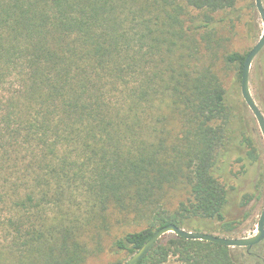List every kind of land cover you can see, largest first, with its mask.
Wrapping results in <instances>:
<instances>
[{"label": "trees", "instance_id": "obj_1", "mask_svg": "<svg viewBox=\"0 0 264 264\" xmlns=\"http://www.w3.org/2000/svg\"><path fill=\"white\" fill-rule=\"evenodd\" d=\"M235 5L0 0V264H86L103 250L111 208L146 226L109 245L129 258L170 224L237 232L219 168L234 108L209 64L191 70L175 52L204 32L215 56L214 16ZM249 52L224 57L240 83ZM178 187L187 196L172 209ZM237 254L264 264V241L228 248L167 234L138 264H239Z\"/></svg>", "mask_w": 264, "mask_h": 264}, {"label": "rangeland", "instance_id": "obj_2", "mask_svg": "<svg viewBox=\"0 0 264 264\" xmlns=\"http://www.w3.org/2000/svg\"><path fill=\"white\" fill-rule=\"evenodd\" d=\"M262 3L264 6L263 0ZM214 17L216 23H214L213 32L210 33L213 36L212 48L215 56L212 52L203 51L204 32H199L194 38L188 39L183 50L181 47H176L175 52L176 55L185 56L191 70L205 62L209 64L226 89L227 103L234 108L232 149L223 160L219 161V168H221V180L230 194L227 216L239 221L237 232L228 235L227 238H246L256 234V224L264 206V140L253 115L242 99L238 73L233 67L225 65L224 57L233 52L242 55L249 52L263 34L264 25L254 0H236L234 10L218 13ZM249 90L264 116V48L251 65ZM168 129L173 134L180 133L176 120L171 121ZM250 150L254 152V161L248 159L247 153ZM186 196V190L183 188L171 190V208L175 209L179 201L184 200ZM246 196L252 199L248 205L241 207V201ZM105 218H107L109 232L102 239L103 250L89 257L86 264H124L129 257L123 254H111L108 251L109 245L114 239L126 233L140 231L146 227L130 224L112 208L105 214ZM189 224L190 228L185 229L187 231L195 230L226 237L216 230L217 224L214 222L194 219ZM252 252L258 254V249L253 248ZM236 259L239 264H258L255 259L244 258L242 254H237Z\"/></svg>", "mask_w": 264, "mask_h": 264}, {"label": "water", "instance_id": "obj_3", "mask_svg": "<svg viewBox=\"0 0 264 264\" xmlns=\"http://www.w3.org/2000/svg\"><path fill=\"white\" fill-rule=\"evenodd\" d=\"M254 1H255L256 10L264 25V6L262 0H254ZM263 48H264V32L260 36L258 42L250 50V52L245 58L241 73L240 90H241L242 99L245 105L247 106V108L249 109V111L251 112V114L253 115L261 132L262 138L264 140V116L260 111V109L258 108V106L256 105L249 90L250 68L254 59L263 50ZM167 234H174L176 237L186 240H198V241L210 242L228 248H252L261 244L264 241V206L260 213L258 222L256 224V234L251 237H246V238L220 237L209 233L187 231L185 229L170 224L155 230L152 236L148 239V241L137 252H135L124 264H138L150 252V250L155 246V244L164 235Z\"/></svg>", "mask_w": 264, "mask_h": 264}]
</instances>
